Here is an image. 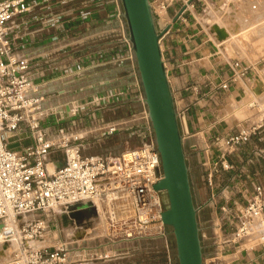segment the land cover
Masks as SVG:
<instances>
[{"label": "built area", "instance_id": "2783aa9c", "mask_svg": "<svg viewBox=\"0 0 264 264\" xmlns=\"http://www.w3.org/2000/svg\"><path fill=\"white\" fill-rule=\"evenodd\" d=\"M151 2L155 17L162 21L167 17L168 3ZM111 3L121 41L126 45L123 58L134 60L121 0ZM30 8L29 0H0V224H3L0 232L3 241L19 239L14 255L4 264H82L84 260L76 256L91 250L74 245L84 241L83 236L73 234L72 241L61 240L55 245L36 246L28 242L45 237L51 225L58 230L54 222H58L57 213L72 217L85 206H90L106 225L111 244L163 237L171 253L173 231L162 215L168 206L167 195L155 188L163 177L161 155L138 71L134 68V80L128 87L131 95L127 99L140 104V112L103 127L100 133L79 127L87 115L93 120L100 118L97 111L127 95V89L96 94L76 105L75 101L63 102L59 107L48 105L45 84L36 79L30 58L20 54L22 45H17L12 35ZM228 64L230 70L218 85L223 89L260 70L257 62L243 58L231 59ZM249 106L256 110L257 116L226 138L228 151L237 150L264 129V99L253 95ZM93 107L98 110H92ZM119 132L128 136L120 153H84L90 139L101 141ZM183 137L186 138L185 134ZM24 139L30 142L24 143ZM135 139L139 143L133 146ZM54 151L63 157L51 171L49 162ZM257 153L264 155V149H258ZM218 165L216 161L208 168L210 186L214 184ZM221 165L223 169L231 167L226 159L221 160ZM221 210L224 216L213 221L211 233L201 229L202 243L211 242L210 251L204 252V264H235L229 256L239 253L244 241L256 236L259 243L264 241L263 184L254 185L246 203L222 206ZM73 221L69 223L75 224ZM69 223L62 222L60 230ZM256 226H260L258 231ZM94 256L103 257L96 252L92 253Z\"/></svg>", "mask_w": 264, "mask_h": 264}, {"label": "crops", "instance_id": "0c3cea01", "mask_svg": "<svg viewBox=\"0 0 264 264\" xmlns=\"http://www.w3.org/2000/svg\"><path fill=\"white\" fill-rule=\"evenodd\" d=\"M29 1L31 8L12 35L14 42L23 46L19 49L20 54L30 58L36 79L45 84L47 104L59 107L67 96L77 97V93L83 100L119 88L127 89V95L117 97L105 109L92 108L98 110L100 118L93 120L87 115L83 125H90L85 130L93 133H100L103 127L140 112V104L127 99L131 95L128 87L134 80L135 63L123 58L126 45L121 41L111 0ZM165 1L168 18L162 19V25H158L160 30L170 23L187 0ZM243 1L249 9L252 0ZM238 3L235 0H194L161 41L181 130L186 136L184 146L194 199L199 208V222L201 229L208 233L212 232L213 221L224 216L222 206L236 207L246 203L254 185H264V155L257 153L258 149H264V129L235 151H228L225 142L229 135L257 116L254 108L249 107L251 111H248L243 104L247 93L264 99V64L261 63H258V73L251 72L227 89L218 87L230 70L228 61L234 59L225 55L218 59L220 45L239 44L244 38L249 40L264 31V18L251 21L237 16ZM210 5L215 6L217 15L229 14V23L220 21L225 31L216 28L219 34L214 29L216 21L212 24L213 35L212 29H208L200 18ZM108 111H114L115 115L109 116ZM122 135L123 132H119L113 136L123 143L126 138ZM113 142L116 144L117 141ZM61 158L62 155L50 156L49 163L55 167V162ZM223 159L230 164L229 169L222 168ZM216 161L219 165L214 184L210 186L207 172ZM149 240H155V237L110 244L111 264H176L172 239L171 253L165 240L164 243L163 240L161 243ZM250 240L244 241L242 247ZM210 246V240H203L205 253L210 251ZM88 247L97 253L108 246ZM242 247L237 258H233L235 264L264 262V241L258 242L251 251L247 246L246 250ZM97 258L103 257L94 256L86 264L108 262L96 261Z\"/></svg>", "mask_w": 264, "mask_h": 264}, {"label": "water", "instance_id": "95a60500", "mask_svg": "<svg viewBox=\"0 0 264 264\" xmlns=\"http://www.w3.org/2000/svg\"><path fill=\"white\" fill-rule=\"evenodd\" d=\"M187 0L159 29L151 0H121L128 37L145 93L148 115L161 155L163 177L155 188L167 195L163 221L173 231L178 264H204L199 208L194 199L184 137L162 48V37L179 20ZM3 224H0L2 228Z\"/></svg>", "mask_w": 264, "mask_h": 264}, {"label": "rangeland", "instance_id": "374dc122", "mask_svg": "<svg viewBox=\"0 0 264 264\" xmlns=\"http://www.w3.org/2000/svg\"><path fill=\"white\" fill-rule=\"evenodd\" d=\"M235 1H239L238 7H240V10L237 13L238 14L237 16L243 17V20L255 21V20H258L259 18H264V0H252L250 5H249L250 6L249 9H247V4H245V2L243 0H235ZM214 7H215L214 5H210L209 9H207L204 13L200 14L201 20L206 24L208 29H209V27L212 29L213 35H214V31L212 28V24L215 21L217 22V24L214 28L216 30V32H217V29L224 30L221 27L222 23L220 24V21H224L225 23L230 22L228 19L229 14L217 15ZM228 8L230 9V7H228ZM244 8H246L247 10ZM166 16L168 18V15H166ZM156 22H157V25H159V26L162 25V21H160L157 18H156ZM229 30H231V29H229ZM217 33L219 34V32H217ZM217 33H215L216 36H217ZM232 34H234V33L232 32ZM216 42L219 43V40H216ZM219 51H220V54H218L219 56L217 55L218 59L222 58V56L225 55L226 57H230V58H243L245 60H250L252 62L264 64V31L261 35L260 34L253 35L251 38H249V40L244 38V40L243 41L241 40V42H239V44H237V43L232 44L231 42L221 44ZM131 61H133L135 63L134 66L137 70L135 59L131 60ZM79 96H80V93H77V97L68 98V96H67L66 99L62 102L75 101V102H73V105H76L77 102H81V101L89 99V98H86V99L81 100L78 98ZM252 96L253 95H251L250 93H247V95L243 101V104H244V106H246L245 108H247L248 111H251L249 109V107H250L249 102H250V99L252 98ZM107 114L109 116L115 115L114 111L113 112L108 111ZM89 126L90 125L81 124L79 127L89 128ZM122 137H124V139L128 138L127 133H123ZM113 141H115V142L117 141L118 143L116 142V144H114ZM132 143H133V146L138 145L139 141L135 139V140H133ZM86 147L87 148L84 149L85 154L86 153L87 154H89V153L107 154L109 152H112L114 154H118V152H120L123 148H125V144H124V142L120 143L118 141V139H116L113 135H108L105 138H103V140H101V141H97L95 139H90L88 141V143L86 144ZM56 157H60V155L56 151H54L51 154V158H56ZM62 157H63V155H62ZM53 167H54V165L52 163H49L50 170ZM79 206H83V205H79ZM79 206H77V207H79ZM83 208H84L83 211H77V212H75V214L73 213L72 217L70 215L67 216L65 213L63 215L57 213L56 219L58 220V222L57 221H54V222H56L58 224V226H59L58 230H57L56 225H53V226L51 225V226H49V228H52V229L50 230L49 233H47L45 235V237L37 238V239H34L32 241L28 240L29 241L28 243L34 244L36 246L55 245V244L59 243L61 240L72 241L71 235H73V234H79V235L81 234L80 236H83V238H85V240L79 244L78 243L75 244L74 247H82L83 248V247H88V246L93 247V246L100 245V244H106L105 246H108L106 249H104L103 251L97 252V255L103 256V258H97L96 261L108 260L107 264H111L110 259H111L113 254L111 251V247H109L111 244L110 238L107 235L109 233V230L106 228V225L102 222L100 217L97 216L95 211L90 206H85ZM72 219L76 222L73 225L71 223H69ZM62 222L66 223V224L69 223V225L64 227L63 231L60 230L62 227ZM200 227H201V225H200ZM255 228L258 229L259 226H256ZM169 229H172V228H169ZM257 233L252 234V235L255 236V235H257ZM150 238H154V237H150ZM171 239H172V241H175L174 235H172L170 237V241H171ZM162 240L164 243L165 239L163 237H155V240H152V241L149 240V241L161 243ZM24 241H27V240L25 239ZM259 241L260 240H257V236H256V238L251 237L249 244H247L246 246L251 251V249ZM18 242H19L18 237H17V239H13L11 241H3V240L0 241V264H4V263L10 261V259L14 255V250L18 247ZM174 245H175V242H174ZM245 247L244 248L242 247V248L245 249ZM174 251H175V257H176V264H178V259H177V255H176V247H174ZM92 253H95V250H91L90 252L89 251H83L80 254H78V256H76V257L77 258L80 257L82 260H84V262L86 264L88 259L93 260ZM236 256H237V254H233V255L229 256V258L232 259Z\"/></svg>", "mask_w": 264, "mask_h": 264}, {"label": "bare ground", "instance_id": "6f19581e", "mask_svg": "<svg viewBox=\"0 0 264 264\" xmlns=\"http://www.w3.org/2000/svg\"><path fill=\"white\" fill-rule=\"evenodd\" d=\"M52 171H54V167L51 169ZM73 220V219H72ZM255 229H257V228H255ZM81 235V234H80ZM0 236H1V232H0ZM0 241H2L1 240V237H0Z\"/></svg>", "mask_w": 264, "mask_h": 264}, {"label": "trees", "instance_id": "16d2710c", "mask_svg": "<svg viewBox=\"0 0 264 264\" xmlns=\"http://www.w3.org/2000/svg\"><path fill=\"white\" fill-rule=\"evenodd\" d=\"M175 242V241H174ZM174 247H175V245H174Z\"/></svg>", "mask_w": 264, "mask_h": 264}]
</instances>
